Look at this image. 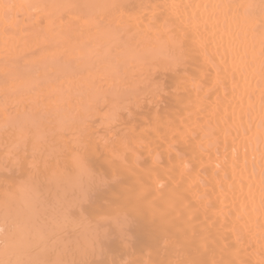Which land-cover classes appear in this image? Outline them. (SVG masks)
<instances>
[{"label":"bare ground","instance_id":"obj_1","mask_svg":"<svg viewBox=\"0 0 264 264\" xmlns=\"http://www.w3.org/2000/svg\"><path fill=\"white\" fill-rule=\"evenodd\" d=\"M107 2H108V0H0V5H3V7H0V69H2L4 67L6 60H13L16 58H18L19 61H20V59H26V60L22 61L23 64L24 63L30 64L28 62L29 59H34L32 61V64H35V63H38V61L44 60L43 61L44 65L47 66V67H41L40 68V69L44 68L45 70H43V69L40 70L38 68L41 72L40 71L36 72L34 70H33L34 72L33 71L31 72L30 70L32 69L33 66H31V69L29 67L30 70L27 72H25V71L22 72L21 70L13 69L14 73L18 72L19 74H17L16 78L12 81L10 91H6L8 94L5 92V94H7L9 97L7 99H4L2 102L0 101V124H2L4 122L7 123L6 127H0V147L6 148V150H5V148L4 149L0 148V160H1V158L3 160L6 158L7 161L9 160V158L11 159L8 161L10 165L8 164V166L6 168L10 169L9 166L13 167V164L11 165L10 162H13V160L15 159V157L13 160L11 158V155L13 157V154L15 153L14 152L15 151V144H17V146H19V147L22 146V145H19V143H21L23 139H24V141L22 143H24L25 141L28 142V136H31V137H29V140H30V138L32 140L34 137V133L38 132V130H36V129H35L36 132H33L34 130L32 127H27V131H25V128H26L25 122L28 121L29 117L31 116V114L28 113L27 110L31 109V108H30V106L27 105L28 102L26 100H23L20 97L21 95H19V94L25 93L24 90L26 88L29 89V84L27 83L29 81L28 78L32 77L34 79H38V82L40 80L38 85L41 84L42 86L38 87L36 89V91H37V93L43 94L44 99H47L48 97H50L51 95H49V94H54L53 91L55 93L57 91V93H58L59 87H63L65 89L64 86H67V88L72 87V88L77 89L78 86L79 87L81 86L80 88L82 89V86H83L81 84H79V85L77 84L78 79H75L71 75H68V74H62L60 71V68H59V70L57 68H56L57 70H55V68L53 69L52 68L53 66L51 67V65L55 66V64H53L52 62H51L52 64L49 63L51 61V60L48 61L50 58L43 55L40 52V49L47 47L53 43H58L61 45L62 51H64L65 49L67 50V54H68L67 58H72V57L82 58L83 56L87 58V57H89V54L86 53L88 56L87 55L85 56L84 55L85 52L83 53L80 49H78L79 52H76L77 51L76 46L79 47V45L82 44L83 47L85 48L86 44H84V43H86L87 41H91L92 44H94V49H95V46H96V49H97V47H100V50L98 49V51H100V52L97 54L101 53L102 56H103V54L106 53V51L109 48H115L116 41H114L110 35L105 34V33H98L94 29H90V26L84 24V17H86V16L97 17V18H101V19L104 16H106L108 14V9L104 8L103 5ZM132 2L140 3L141 0H132ZM142 2L145 4H147V3H170V4L177 5L178 6L177 8L172 9V15L175 16L180 23H183L185 25H188L189 17L191 16L193 21H194L192 28H191L194 39L196 41H200L201 45H202L200 52L199 53L194 52L193 55L187 60V62L180 69V73H181L180 78L182 80H186L188 82L187 85L184 86L181 90V93H180V96L182 98L181 100L178 101L175 98V96L173 95V91H172L175 89V87L177 85L176 75H174L171 72H167V73L162 72L159 74V79L161 81V86L165 89V96H161V97L157 98V100L154 102L149 101L148 104L151 105L150 103H152L154 107L151 106V108H148L145 113L143 110H141V109H143L141 107L138 108V109L141 108L140 110H138V109L136 110V108H137V107H135L136 106V99H135L136 97L134 98L131 96V97L127 98L126 101L129 104L131 101V104H132V105L130 104L131 107L132 106L135 107V108L132 107L135 110V112H132L133 109L131 107H129V109H130L129 111H131V114L134 115V118L132 117V115L131 116L126 115L127 111H124L125 113L122 112L124 114L120 113V117L122 115H124L121 117L122 120H120L121 124L124 127H118L119 129L122 128L121 131L119 129H118V131L121 132V134H123V133H126L128 131L129 127H132L133 129L137 130V135L147 136L149 141L151 142L150 146L148 147L149 148L148 150L151 151L150 149L153 148L152 151L154 150L155 152H158V154H162V155H160V157H162L161 160L163 159L162 160L163 165L169 166L173 169L172 175L175 177V180H174V183H173L170 191L174 192V194L178 195V199L180 201H182V203L180 204V208L176 211L175 217L173 216L174 217V218H172L173 220L168 221V225L171 224V223L169 224V222H173V224H172L173 230L171 229V231H168V228H167L166 229L167 231L164 230V232H161V233L166 234L165 236H171L172 243L173 242L176 243V242L180 241V244L178 243L179 246H178V244L177 245L175 244L177 247H174V245H173L171 247L169 246L170 248H173V247L178 248V247H180V245L182 246L183 243H185V246H184L185 251L182 252L183 254H181V253L177 254L176 253V255L171 258L170 262L168 260L167 261H168V263H171V264L172 263L176 264L177 261H182L183 264H264V51H262V48H261V42H260L258 32H254L253 29L249 26V24L247 23V21L244 18V9L237 10L235 8L229 9V8H215V7H200L201 5H204V6L219 5V4H224V5L232 4V5H234V4H238V3L252 4V5L256 6L252 9V11L255 13L256 19L258 20L259 19V7H258L259 0H142ZM86 4H91V5H95V6L90 7V8H86V7H84V5H86ZM65 5H75V7L66 8V7H64ZM182 5H196V7H190L187 10H185L183 7H179ZM145 11H147V10H145ZM69 13H71V14L69 15ZM64 16H67L68 20L72 21L71 25L67 21L61 19ZM10 17L14 18V22H13L12 26L9 28L10 33L13 35V39L9 40L8 43L6 44L4 42L3 28L5 27L6 20ZM197 17H199L198 20H197ZM76 25H80L81 27L77 28ZM156 46L159 47V44H157ZM87 49L88 48L86 47V50ZM96 49L94 50L93 53H95ZM98 51H96V52H98ZM87 52L89 53L88 50H87ZM93 53H91V55H90L91 58L94 57ZM97 54H95V55L97 56ZM102 56H98V57H100V59H101ZM92 59H96V58L94 57ZM97 60H99V58ZM47 61H48L49 65H48V63H46ZM90 63H91V61H90ZM98 64H99V61H98L97 65ZM34 66H37V64ZM98 66H100V64ZM38 67H40V66H38ZM57 67H59V66H57ZM36 68L37 67H35V70H38ZM21 69H23V68H21ZM34 73L36 76L32 75ZM55 77H56V79H55ZM0 79H2V78H0ZM79 81H81V80H79ZM81 82H79V83H81ZM83 82H82V84H83ZM193 82H195V83H193ZM26 83L28 84V87L26 86L27 85ZM55 87L56 88L58 87V89L56 91H55ZM67 88L65 89V91L66 90L68 91V89H70V88H68V89ZM72 88L70 89L71 93H72V90L75 91V89H72ZM78 90H77V92L81 93V91L79 92ZM65 91H62V92H65ZM27 92H29L28 94L31 93L30 90H27ZM62 92H61V94H57V97H60L59 95L62 96L63 95ZM65 93L67 94V92H65ZM74 93H72V96L77 98V95ZM7 95L6 96L4 95L3 97H7ZM45 96L46 97L48 96V97L46 98ZM78 96H79L78 97L79 100L76 99L78 101V103H79V101H82V103H80L81 105L78 104V106L84 105L83 103H85L84 99L86 98V96H84L85 98H82V97L80 98L79 94H78ZM54 97H56V96H54ZM52 99L53 98H51V100ZM67 99H72V97L67 98ZM129 99H132L133 101L129 100ZM37 100H38V98H37ZM57 100H58V98H57ZM17 101H20V105L15 107V102H17ZM64 101H66V100H64ZM64 101L59 102L58 105L55 104V106L57 105L56 108H58V110L62 109L61 112H65L66 116H67V114L69 116V115L74 113L73 111H75V108L72 109V107H71L72 112L71 111L66 112L65 107L67 109L68 105L66 103H64ZM71 102L73 103L74 101H71ZM132 102H135V105H133L134 103H132ZM52 103H54V102L52 101ZM52 103H50V104H52ZM60 103L61 104L64 103V104H63V107L59 108L58 106H60ZM72 103L70 104V106L72 105ZM4 104H6V107L3 106ZM129 104H127V105H129ZM37 105L38 104H36V108L38 109L37 114H40L41 110L39 111L40 108H38L39 105H38V107H37ZM75 106H76V108L78 107L77 105H75ZM19 109L24 110V113L26 112V113L30 114V116H28V118H27L26 117L27 114L25 113V115H26L25 116L23 113V115L21 114L22 118H19L20 117L19 115L18 116L15 115V114L20 113ZM34 109H35V107L31 111L33 112ZM49 109L51 110L52 107ZM83 109H84L83 107H82V109L78 108V110L81 113H82V111H83V113H86V111ZM45 111L48 112V110H45ZM54 111H55V109H54ZM68 111H69V109H68ZM79 111L76 112V113H78V116L74 115V114H73V116L71 115L73 118L77 119L76 120L77 123L74 122L75 120L71 116H70V118L68 117L69 119L65 120L67 123L66 125H68V127L70 126L69 123L70 124L73 123V126L72 125L71 126L72 127L75 126V128H76V126L78 127L79 124L82 126L83 124H81V123H84L83 126H85L86 122L87 123L92 122V124L90 123V125H91L90 127L92 128L93 124L95 122H97L98 119L101 117L99 120L102 119L101 121L103 124V129L101 130V128H99V126L95 125V127L96 128L98 127L101 130V132H99V134H98L96 131H94L95 133H97V135L95 136V133L92 134L91 142L89 139L90 137L88 138L87 135H83V136L81 135L82 139L85 136V139L87 140V142H84L85 139L81 140L80 139L81 136H79L80 138L76 137L82 141L83 146H80L81 141H78L79 145H77V141L75 140V142H76V143L74 142L75 146H74V144H71L74 146L73 148H75L77 146L76 148H78V149L77 150L74 149L75 151L73 150V148H71L72 146L69 147L71 140L69 141L68 139L64 138L65 141H63L62 139H61L62 140L61 141L60 138L58 137L59 139L56 140L57 143L59 140L61 141V143L62 142H68L69 148L67 149V151L69 149H71L70 151H68L69 153L65 152L66 150H64L67 148V146H66V148H64L62 150V152L64 151L65 153L69 154V157H67V156H65L66 154L63 152L62 154H65L63 156V159H64V157L71 158L72 160L68 159L69 160L68 165L72 164L73 166H71L70 169L71 170L73 169L75 171L77 168L74 165L78 164V162H80V164L82 165L83 164L82 161H84V160L86 161L88 158V162L92 163L94 160L92 156H94V158H95L96 155H98L99 156L98 158L100 160H102L100 158L99 154L104 153V155L106 154V157L104 155H101V157L103 159H105V162H107V163H102L104 161H102L100 163L105 164L104 166H107L106 168L108 169L109 174H110V172H109L110 169H111L110 170L111 174H113L112 169L116 165L115 164L116 160L113 158V155L111 154V152L107 149H104L105 147H100V149H103V150H101L100 153H96V154L94 153L95 149L92 150L93 148H96V151H97L99 147H97L96 144H98V142H100L98 145L103 146L104 144L102 145L101 141H105L106 138L114 137L116 134L115 132L110 131L109 127L105 123V121L108 118L107 113L105 114L103 111L102 112L103 114H99V112L97 111V115H100V117L97 116L98 119L95 118L96 119V120L94 119L95 121L92 120L93 117H91L92 114H93L92 116H94L95 112L92 113L91 115L86 113V114H84L83 118H85L86 115L88 114L85 119H87L89 116L91 118H88V119H90L91 121L82 122L83 118H81L82 120L81 119L78 120L79 116L82 117L81 114L79 113ZM138 111L142 112V113H138ZM51 113H52V110H51ZM57 113H59V112H56V114ZM136 113H137V116H136ZM157 113H159V115L161 117V125L162 126L170 123L176 129V133L173 134L169 128L164 127V134L167 136V139L164 138V135H161L159 133H156L155 135L151 134V133H155V127L153 126V124H154V121L156 119ZM37 114H34V115L36 116ZM48 114H50V112H48ZM48 114L46 117L47 119L50 118ZM56 114H55V116H56ZM59 114H57V115H59ZM63 115H64V113H63ZM44 116H45V114H44ZM55 116H52L49 119L52 121V122L49 121L50 123H52V125H53V120H54V122H56L60 118L63 120L66 118L65 115H64L65 117L61 115V117L57 116L58 118L56 117L57 118L56 119ZM23 117H26V119ZM36 118H40V117H36ZM42 119H43V117H42ZM46 121H48V120H46ZM69 121H72V123ZM79 121H81V122H79ZM101 121H98V122L101 123ZM37 122H38V120H37ZM39 122H40V120H39ZM39 122H38V127L40 128L41 125L39 124ZM41 122L43 124H46L43 121H41ZM78 122H79V124H78ZM98 122L96 123L97 125H99ZM75 123L77 125H75ZM56 124H58V122H56L54 124V126ZM102 124H101V126H102ZM59 126H56V127H58V129L62 128V131L68 129L65 125L64 126L66 128H64V126L63 127H61V126L59 127ZM48 127H50V126H48ZM22 128H23V130H22ZM63 128H64V130H63ZM84 128H86V127H83L82 130ZM91 128L89 129L91 131H88L87 129H85V131H88V133H92L95 128H93V130ZM47 129L44 128L45 131L43 129H41V132L43 131L42 133L35 134V135L41 136L40 137L41 139L38 140V144H39V142L41 143V141L44 142L42 135H43V133L44 134L49 133V131H47V133H45ZM70 129L72 130L73 128H70ZM70 129H68V130H70ZM78 129H80V128H78ZM99 129H95V130L98 131ZM181 129H183V132L180 131ZM31 130H33V131H31ZM75 130H77V128ZM53 131H51V132L53 133ZM55 131H54V134H55ZM81 131L79 130V133ZM72 132H73V130L70 131L69 135ZM76 132L78 133V130L75 131V135H76ZM56 133H57V136L58 135L60 136V134H58V131ZM63 133H68V132L64 131ZM63 133L61 135H63ZM196 133L200 134V140L195 141V143H193L192 140L189 139V136L194 138ZM65 135H68V134H65ZM72 135H74V134H72ZM53 136L55 137L56 135H53ZM70 136H68V137H70ZM26 137H27V140H25ZM52 139H50V142ZM69 139L74 140V137L73 138L71 137ZM19 140H21V142L18 143ZM31 140L28 142V144L31 142ZM33 140H32V142H33ZM48 140L46 139L45 143ZM60 141L58 143V147L61 146ZM45 143H41V145L44 144L41 147L42 148L45 147L47 149L48 155H50V156L55 155L54 157L56 158L57 154H55V152H54L55 150H52L54 155H53V153L50 154L51 148L53 147L54 144L52 143V145H51V143H50V145L52 146L51 147L48 142H47L48 144L46 143L47 145H45ZM57 143H55V144H57ZM86 143H88V144H86ZM25 144H23L24 147H22V149L24 150V148H25L24 152L26 151V153L28 150H29L28 152L30 154L35 153V150H37V151L39 149L41 150V147L37 148L39 146V145H37V142H35L36 145L34 144L35 145V150H33L34 152L32 151L33 148H31V147L30 148L28 147L29 149H27L26 146L28 144L26 146H25ZM62 144H64V143H62ZM85 144L86 145L92 144V145H91V147H87L88 148L87 149L86 147L84 148ZM138 144L140 146H138ZM141 144H143V143H137V146L135 145V147H137V148H135V151H133V154L136 152L134 156H136V154L139 152L143 153L141 155V157L147 155V157H150L147 159L148 161H149V159L151 160V158L153 159V157H155V158L157 157L156 154L153 155L154 151L151 152V154H149L148 150L146 148H144L145 146H143L144 149L141 148L142 147ZM46 146H48V148ZM80 148H81L82 154H83L82 149H85V151H84L85 153L82 155L83 157L82 156L78 157L79 160H82V161L78 160L76 162L75 156H76V153L79 155V153H80L79 149ZM138 148H141V149L138 150ZM155 148H157V149L155 150ZM16 149H18V147H16ZM44 149H42L43 153L42 152H38V153L36 152V154H38V155L43 154V156L41 155L40 157H44V154L46 153V151H44ZM61 149H62L61 147L58 148V150H61ZM90 149H91V151H93V153L95 155L94 154L92 155V152L90 151L91 156L86 157L85 154H86L87 150H90ZM4 150L8 151L9 154L10 153H12V154L10 156L6 155L7 152L4 154V152H5ZM18 150H21V149L19 148ZM18 150H16V151H18ZM58 150L56 151V153L58 152ZM104 150H105V152H102ZM71 151L74 152L75 154L74 153L71 154ZM76 151H78L79 153ZM106 151H107V153H106ZM144 151H145V154H144ZM159 151H160V153H159ZM165 151L168 152L169 154H167ZM19 152L20 151H18L17 153H19ZM24 152H22V153H24ZM59 152H58V154L61 155V153H59ZM17 153H15V154L17 155ZM108 153L111 154V156H112L111 158H112V160L114 159L113 161L115 163H113V161L111 159H108V157H109ZM146 153H148V154H146ZM165 153L168 155V158H166L164 160L165 157H163V156H165L164 155ZM36 154H34V155H36ZM46 154H45V156L48 157ZM177 154L187 155V156L192 157L193 158L192 166H190L189 168L180 167L179 162L176 159ZM4 155H6L7 157ZM72 155L75 158H73ZM138 155H140V154H138ZM17 156L19 157V154ZM26 156H28V155H26ZM84 156L86 159H81V157L84 158ZM30 157L33 158L31 155H30ZM40 157H39V159H40ZM90 157H92L91 159H93V160H91ZM55 158L51 162H48V164H46V162H45V164L48 167H50L49 165L51 163H54V161L57 162L55 160ZM144 158L145 157H143V159ZM19 159L23 160L26 158H25V156L22 155ZM19 159L18 158L15 159V160H18V162L16 161V163H18L17 165H21V164H19V162L21 163L22 160L19 161ZM26 160L28 161V159H26ZM65 160L64 161L62 160V163L66 162V164H67V159H65ZM108 160L111 161V163L108 162ZM134 160H133V162L131 160L132 164H130L128 167L130 168V170L137 167L136 169H138V170L137 171L132 170L134 173H131V172H129V170H127L128 167L126 168V170L129 172V174L127 176L131 177L130 180L127 179V180H129L128 184H130L133 187L136 185V182L138 179L137 173L145 172V171H143V170L147 169V168L145 169V167L150 166V164L149 165L146 164V166H145L144 165L145 162L143 161L140 163L137 162L136 164H138V165L135 167H132V165L133 166L135 165ZM2 161L0 163H2ZM152 161H150V163ZM155 161H157V160H154V162H152L153 164L152 163L151 164L156 165ZM8 162L5 161L4 164H7ZM22 162H24V160ZM60 162H61V160H60ZM74 162H75V164H74ZM86 162L82 166H85ZM97 162H99V161L97 160ZM16 163H15V166H16ZM25 163H22V165H24ZM58 163L59 162H57L56 165L60 166ZM141 163H143V165L145 166V167L144 166L142 167L143 170L142 169L139 170V167L142 166ZM43 164L39 163L40 169L37 168V166H35L36 169L38 170L37 171L38 174L39 173H41L40 175L43 174L42 175L43 178L40 176V179L41 178L42 179H44V178L45 179H50V178L52 179L53 177H51V176H50V178H47V177H49L48 175L50 174V173L48 174L47 172L46 173L48 175L46 177V175H45L46 173H44L45 169L43 171H40L42 169L41 165H42V167L44 166ZM112 164H113V166H112ZM139 164H140V166H139ZM26 165H28V163ZM26 165H25V168L23 169V171H25V169L27 167ZM31 165L34 166L35 162H33V164H31ZM31 165H29V166L31 167ZM46 165L43 168H45ZM108 165H110V166H108ZM53 166H54V164H53ZM80 166H78L79 171L81 170ZM90 166H89V171L91 173V169H92L93 165H92L91 169H90ZM101 166H103V165H101ZM118 166H117V169L119 171H124L125 168H121V170H120V168H119L120 166L119 167ZM51 167H52V164H51ZM111 167H113V168H111ZM18 168L15 167L14 171H17L16 169H18ZM31 169H28L29 172ZM56 169H60V167L56 168ZM62 169H63V171H62ZM70 169L68 171L66 170V172H65L64 167L61 168L60 169L61 175H63V173H66V175H68L69 174L68 172H70L69 176H71V173H73V172H71ZM82 169H83V167H82ZM0 170H1V168H0ZM53 170L55 172V168ZM98 170H99V168H98ZM98 170H96V171H98ZM6 171H7V169L4 170L5 174L7 172H9L10 170L7 172ZM19 171H21V174H22L21 168ZM33 171L35 172V170H33ZM46 171H49V168ZM86 171H88V169ZM86 171L83 170L85 175H86V173H85ZM96 171H93V172H96ZM138 171H140V172H138ZM29 172H28V177L31 174L33 175V173H34L33 172V173L29 174ZM77 172H78V169H77ZM77 172L75 171V173H77ZM93 172H92V174H93ZM99 172L101 173V170L98 171L97 176L101 175V174H99ZM2 173H3V171H2ZM2 173L0 172V174H2ZM15 173H17V172H15ZM108 173L106 172V175H107L106 177L109 176L108 179H111L113 176L108 175ZM114 173H117V172L114 171ZM36 174L37 173L34 174L35 176L33 175L34 178L37 177ZM54 174L58 175L59 177L61 176V175H59L60 172L58 173V171H56ZM92 174H90L89 176L93 178ZM95 174L96 173H94V175ZM122 174H120V176H122ZM17 175H18V173H17ZM44 175H45V177H44ZM102 175L105 176L104 173ZM6 176H13V175H10V173H9ZM6 176H5V178H6ZM69 176L64 177V175H63V176H61V178L64 177L65 181H66V180H68ZM72 176H73V174H72ZM82 176H83V174L81 173L77 177L82 179ZM97 176L95 178H97ZM123 176H124V174H123ZM28 177L26 179L24 178V180L28 181V179H29ZM33 177L30 176V179L31 178L33 179ZM86 177H88V175ZM124 177H126V176H124ZM19 178H18V180H19ZM64 178H63V180H64ZM98 178H97V180H98ZM13 179L16 180L15 178H13ZM122 179H124V178H122ZM145 179H147V177H145ZM1 180H3V179H1ZM75 180H77V179H75ZM83 180H84V178H83ZM86 180L87 181L90 180L87 182L88 187L92 186L93 182L91 180H93V179L87 178ZM127 180L122 181V182H124L123 184L126 186H127V184H125V182L127 183ZM50 181L51 180H48L47 182H50ZM68 181H66V182H68ZM79 181H81V180H79ZM10 182H11V180L8 181V183H10ZM53 182H51V183H53ZM55 182H57V180ZM89 182H92V184ZM99 182L97 183V185L102 183V182H100V183ZM115 182H117V181H115ZM115 182H114V185L115 184H117V185L119 184L120 186L123 185V184H120V183H122L120 181H119V183H115ZM12 183H13V181H12ZM34 183H35V181H34ZM61 183H62V181H61ZM81 183H83V181ZM95 183H96V181H95ZM132 183H135V184H132ZM3 184H4V182L2 183V185ZM20 184H19V186H17L18 184H16V186H14L15 185V181H14V185L12 186V188L9 187L10 188L9 190L12 191V189H13L15 193H16V190H18L17 194L20 195V198H19L20 201L18 198H16L17 200L14 198L15 197L14 192H13L14 195L10 191H9V193L7 192V190L5 188H6V186H9L8 184H6V186L4 185V187L1 186L2 192L5 190H6V192H3L2 198H1L2 192H0V200L5 199L4 201H2V200L0 201V207H1L0 208V235H2L0 237V243L2 241L3 245H4L2 247V250L0 249V264H26V263L28 264L29 262H30L29 264H31V262L35 264V262L39 261V259H38V256L35 259L36 255H34V253L36 252V254H37V252H39V254H40V252H41L40 251L41 249L39 250V248L41 247L40 244L44 245V247L42 246L41 248L44 249L45 252L49 254L50 259H51L50 251H51V253L53 252L52 249H54V247H52V245L55 246L54 240L56 239L54 235H57V230L55 228L59 227L58 225L62 226V228L67 226V224L65 225V223H63V225H65V226L62 225L61 220H63V219H61V220L59 219L61 221V223H60L59 220H56V219H49L48 217L42 218L44 215L46 216V214H44V215L41 214L42 216L40 215L41 217H39V218H41L43 220L41 221L38 218L37 219L38 221H37L35 219L36 216H34V215L35 214L39 215V214L35 213L36 210L33 211L34 209L30 208V206H32V201H31V205L29 203L31 200L29 197L32 196L31 195L32 192H30L28 194L26 191V188H25V190H23L24 187H23V189L20 190V188H19V187H21ZM36 184H37V181H36ZM36 184H32V186H31L32 188H30V191L33 189V185H36ZM44 184H46V181L44 182ZM55 184H53V185L55 186ZM10 185H12V184H10ZM28 185L29 184L27 183V186L26 185L25 186L27 188H29ZM37 185H39V184H37ZM37 185L34 186V189H35V187L37 189ZM117 185L115 186L116 187L115 190L120 187V186L118 187ZM124 185L122 187H124ZM70 186H72V185H70ZM95 186H96V184H95ZM112 186H113V184H112ZM122 187H121V190H124V189H122ZM73 188L78 189L79 186L73 187ZM96 188H97V186H96ZM125 188H126V191H127V189H129V187H125ZM40 189H38L37 191H39ZM92 189H93V187L91 188V190ZM130 189H131V187H130ZM41 190L44 191L45 189L42 188ZM48 190H50V189H48ZM58 190H59V188H58ZM110 190L108 189V191H110ZM61 191H63V193H64V190H61ZM79 191H81V190H79ZM103 191H104L103 193L106 192L105 190H103ZM120 191L118 190V192L117 191H115V192L121 193L122 191L121 192ZM124 191H123V193H125ZM7 193L10 195H8ZM33 193H35V192H33ZM65 193H66V191H65ZM103 193H99V194L103 195V197H104L105 195ZM123 193L119 194V195H121L120 196L121 199H122V197H124V199H125L126 198L125 196L128 195L127 193H125V194H123ZM51 194H52V192H51ZM51 194H49V197ZM11 195L14 196L13 197L14 201L12 200L13 202L11 201L12 198H10ZM35 195H33L32 198H34ZM45 195H46V191H45ZM52 195H54V194H52ZM68 195L71 196L72 194H69V193L66 194V196H68ZM74 195H76V194H73V196ZM69 196L66 197L65 200L66 199L69 200V198L71 200L73 196H71V197H69ZM78 196L80 197L79 193H78ZM93 196H95V195H93ZM99 196H97V200L99 199ZM114 196H115V194H114ZM79 197L76 198V200L79 199ZM82 197H83V195H82ZM82 197H80V198H82ZM7 198H9V199H7ZM55 198L57 199V197H55ZM56 199H55V201H56ZM83 199L84 198H82V200ZM121 199L118 202L121 203L120 205H122V204L124 205L125 203L120 202V201H122ZM82 200H79V201L77 200V201L79 203V202H82ZM58 201H59V199H58ZM64 202L65 201H63V203ZM115 202H117V201H115ZM124 202H126V201H124ZM71 203H72V201H71ZM82 203L86 204L84 202H82ZM106 203L108 204V202H106ZM58 204H60V203H58ZM74 204H75V202H74ZM74 204L72 203L71 206H73ZM118 205H116V207ZM15 206H17V207H15ZM69 206L67 205V210H68ZM62 207H64V206L62 205ZM119 207H121V206H119ZM112 208H115V206H113ZM31 209H32V212H31ZM117 210H120V209H117ZM113 211H115V210H113ZM81 212H82V210H81ZM40 213H42V212H40ZM82 217L86 218L85 215H83ZM101 217L102 216H100V218ZM146 217H147V221L150 218L151 219L149 220V222L152 221L151 215H148ZM171 217L172 216H170V218ZM104 218L105 217H102L98 221H101ZM114 218L116 219V217H114V215H113V219ZM170 218H169V220H171ZM88 221L90 222V220H88ZM88 221H86V223H84V222H78L77 223L76 222L77 225H75V228H77L76 226H78L79 223H82L84 227L89 226ZM96 221L94 220V222H96ZM104 222H106V221H104ZM114 222L116 224L115 220H114ZM76 223H74V224H76ZM107 223H108V221H107ZM151 223H153V222H151ZM68 224L69 225L72 224L71 227H73V223H71V224L68 223ZM142 224H144V226H145V223L142 222ZM112 225H114V224H112ZM168 225H167V227H168ZM41 226L44 228V230ZM80 226H82V225H80ZM80 226H79V228H80ZM83 226H82V228H83ZM135 226L136 225H134V227H133V228H135V230L132 228V231L134 230L136 233H138V232L142 233L143 229L138 228V231L136 230V227L141 226L140 223H139V225L137 224L136 227ZM144 226H143V228H144ZM145 227H147V226H145ZM37 228L42 229L44 231L43 232L44 235L42 232L39 233L38 232L39 230ZM79 228H77V229H79ZM86 228H87L86 230L88 231L89 230L88 227H86ZM115 228L116 227H114V229ZM170 228H169V230H170ZM77 229H75V230H77ZM90 229L92 230L91 226H90ZM120 229L121 228L119 227V231H120ZM54 230H55V234H54V232H52ZM86 230H83V231L86 232ZM91 230L88 231L89 234H88V232H86V233L82 232V233H84V235H87L88 239L90 236V240H95L96 238L95 239L91 238V235L95 233L94 229L92 231ZM148 230H150V229L148 228ZM90 231L92 234L90 233ZM95 231L97 233L96 229H95ZM60 232H62V230ZM117 232H118V230H117ZM77 233H79V231ZM82 233H80V235ZM139 233H138V235L136 234L138 237H139ZM143 234H144V231H143ZM52 235L55 238L53 240H52V238H53ZM50 236H52V238ZM59 236L61 239V235H59ZM151 236H152V234H150V237ZM153 236H154V233H153ZM155 236H156V234H155ZM165 236H163V237L157 236L159 238V239L157 238V242H156L157 248L154 247V243H152L153 241L151 242V240L154 237L150 239V242H151V244H153V248H155L156 252H158L157 249L164 247L163 240H164ZM143 237H145V234ZM177 237L181 238V240L177 241ZM39 238H44V240L47 239L46 242L51 240L50 241L51 243L50 242L44 243L43 239L41 241V239H39ZM48 238H50V239H48ZM82 238H83V236H82ZM84 238H85V240H87L86 236H84ZM140 238H141V235H140L139 239ZM80 239H81V237H80ZM66 240H62V241L65 242ZM79 240H78V243L79 242L81 243L82 241L84 242V240H82V239L80 241ZM122 240H123V238H122ZM145 240L146 239L144 238V241ZM115 241H117V240H115ZM155 241L156 240H154V242ZM182 241H183V243H182ZM63 242H62V244H63ZM69 242L71 243L72 241H68V243ZM73 242H75V243L77 242L76 238ZM89 242L91 245L92 241H88V243ZM97 242H98V240H97ZM142 242H143V240H142ZM35 243H38L39 247L36 245L38 250L35 249L32 252L33 253V255H32L30 250L32 249V247H34ZM79 244H78V246H79ZM95 244H97V243H95ZM101 244H102V242H101ZM123 244L125 246V242H123ZM65 245H64V247H65ZM86 245L87 244L85 242V246ZM139 245L141 247L140 251H141V253H143L142 250H145V246L143 245V247H144V249H143L141 244H139ZM1 246H2V244H1ZM49 246H51V248H49ZM76 246L77 245H74L73 250H75V249L78 250V248H75ZM113 246H116L115 243ZM134 246H136V243H135V245L133 244V247ZM70 247L72 248V246H70ZM82 247L85 248L84 246H82ZM82 247H80L81 250H82ZM110 247H111V245H110ZM45 248L48 250H46ZM66 248L69 249V244H68V247H66ZM86 248H88V247L86 246ZM68 249H66V250H68ZM92 249H94V248H92ZM97 249H99L98 246H97ZM126 249H128V248H126ZM136 249H137V247H136ZM163 249L165 250L166 248L164 247ZM181 249L182 250L184 249L183 246ZM104 250L105 249L103 248L102 251H104ZM130 250H132L131 247H130ZM134 250H135V248H134ZM137 250H135V251H137ZM95 251H97V254H96L97 258H100V259H97V261H99V260L102 261L101 258L103 255H101V257H100L98 254L99 250L95 249ZM71 253H72V251H71ZM99 253H101V252H99ZM112 253H113V251H112ZM125 253H127V252H125ZM136 253H138V252H136ZM145 253L147 254V252H145ZM42 254H44L45 258H47V260H48V257L45 255V253L44 252L41 253V257H42ZM60 254H65V253L62 252ZM90 254H91V252L87 255L84 254V256H85L84 259L89 258V256H91L90 258L92 260L93 255H90ZM92 254H94V252H92ZM139 254H140V252H139ZM148 254H150V253H148ZM55 255H56V253H55ZM115 255H118V254H115ZM169 255H171V254H169ZM66 256H68V254ZM94 256H95V254H94ZM111 256H112V254H111ZM159 256H161V255H159ZM165 256H166L165 259H168L169 256L168 255H165ZM29 257L31 259L33 257V259L31 260V259H29ZM143 257H145V255ZM73 258H71V259L73 260ZM94 258L96 259V256ZM147 258H148V255H147ZM43 259H44V257L42 258V261L44 262V260H46V259H44V260ZM77 259L75 260V258H74L75 262L72 261L73 264H77L78 260L79 259L81 260V255L79 256V259L78 260ZM84 259H83V255H82V261ZM117 259H119V257ZM132 259L133 258H131V262H132ZM150 259H152V256ZM155 259H157V261H160V260H163L164 258L161 259L160 257L159 258L156 257ZM63 260H62V262H63ZM80 260H79V262H80ZM144 260H146V259L143 258L142 262ZM42 261L40 262L41 264H43ZM59 261L61 262V258H59ZM67 261H68V258H67ZM133 261H137V260H133ZM152 261L150 260V264H152L154 262H155V264H159V263H156V260H154V262H152ZM72 262H70V263H72ZM117 262H118V260H117ZM128 262H129V259H128ZM138 262L139 261H137V263ZM44 263H46V262H44ZM84 263L85 262L83 261L82 264H84ZM101 263L102 262H100V264ZM118 263H120V261ZM54 264H56V263H54ZM134 264H136V262ZM160 264H163V262H161ZM164 264H167V263L165 262Z\"/></svg>","mask_w":264,"mask_h":264},{"label":"snow or ice","instance_id":"obj_2","mask_svg":"<svg viewBox=\"0 0 264 264\" xmlns=\"http://www.w3.org/2000/svg\"><path fill=\"white\" fill-rule=\"evenodd\" d=\"M94 6L84 5L86 8ZM64 7L72 8L75 5H65ZM103 7L108 9V14L102 19L91 16L84 17V24L90 26V29L108 34L116 41L115 48H109L99 61L101 67H97L95 63L86 62L83 58H67V50L62 51L61 45L58 43L41 48L40 52L49 57L53 64L58 65L62 74H68L84 81L81 96L87 98L83 107L89 115L95 109L107 110L108 118L105 123L110 131L116 134L114 137L106 138L104 146L111 152L118 165L126 169L131 164L130 154L135 151V145L143 143L147 148L151 142L147 136L137 135V130L132 127H129L128 131L123 134L113 127L118 124L120 113L129 111V106L124 101L135 95L136 106L139 108L148 104L149 101L154 102L157 98L164 96L165 89L161 86L159 79V74L162 72H171L176 75L177 85L172 91L175 98L178 101L181 100V90L188 82L180 78V69L194 52H200L202 45L200 41L194 39L191 31L194 23L192 17H189L188 25H185L172 15V9L178 7L175 4H145L142 0L140 3L132 2V0H108ZM179 7L187 10L190 7H196V5ZM200 7L244 9V18L253 31L258 32L261 48L264 51V0H259L258 20L252 11L256 6L252 4L201 5ZM61 19L72 24L67 16ZM198 19L199 17H197ZM13 22V17L8 18L3 28L6 44L13 39V35L9 31ZM76 27L80 28L81 26L76 25ZM157 44L159 47L156 46ZM86 47L89 53L94 52L91 41L86 42ZM21 68L25 72L29 71L26 66L20 64L18 58L5 61L4 67L0 69V78H2L0 79V96H4L6 91H10L12 81L19 74L18 72L14 73L13 69ZM28 80L29 90L34 91L39 86L38 81L32 77H29ZM60 91L63 90L60 89ZM3 106L6 107V104ZM129 115L131 116V112ZM58 124L63 127L66 121L59 119ZM25 125L32 128L38 127L36 116L30 117ZM6 126V122L0 124V127ZM153 126L155 133L151 134L159 133L164 135L165 139L167 136L164 134V127L169 128L173 134L176 133L172 124L161 125L159 113H157ZM180 131L183 132V129ZM189 139L195 143L200 140V134L196 133L194 138L189 136ZM84 147H91V145H84ZM176 159L180 167L189 168L192 166L193 158L190 156L177 154ZM156 160L155 166L145 172L137 173L136 185L130 189L128 198L118 214L117 219L121 226L123 241L126 244L132 245L137 240L132 226L138 218L151 215L157 232H164L167 229L169 217L175 216L182 203L178 199V195L169 191L175 180L172 175L173 169L163 165L159 156L156 157ZM120 178L118 171L112 177L111 182L118 181ZM101 182L107 183L108 181L101 178ZM171 243V236H165L164 247H169ZM176 264H183V262L177 261Z\"/></svg>","mask_w":264,"mask_h":264},{"label":"rangeland","instance_id":"obj_3","mask_svg":"<svg viewBox=\"0 0 264 264\" xmlns=\"http://www.w3.org/2000/svg\"><path fill=\"white\" fill-rule=\"evenodd\" d=\"M84 44H86V43H84ZM92 45L94 46V44H92ZM85 46H86V45H85ZM78 49H80L83 53L85 52V53H84L85 56H86L87 54H89V57H87V58L84 57V56H83L84 58L82 57L86 62H90V61H91V63L93 62V63L97 64L98 61H100V60L103 58V56H104V54H103V56H102L101 53H100V54H97V53L100 52V51H98V49L100 50V47H97V49H96V46H95V49H96V51H98V52L95 51V53H93L94 55L92 54L96 59H92V58H94V57H92V58L90 57L91 53H88V52H87L88 49L86 50V47L84 48L82 44L79 45V47L76 46V50H77L76 52H79ZM84 49H85V50H84ZM95 49H94V50H95ZM101 49H102V48H101ZM88 51H89V50H88ZM86 53H87V54H86ZM95 54H97V56H96ZM87 56H88V55H87ZM98 56H102L101 59H100V57H98ZM97 57L99 58V60H97V59H98ZM77 58H78V57H77ZM23 60H26V59H20L21 62H20V61H19V62H20L21 65L26 66L27 69H29V67H30V69H31V66H33L31 70L29 69L31 72H32L33 70L36 71V72H39V71L42 70V69L45 70L44 68L40 69L41 67H47L46 65H44V62H43L44 60H43V61L41 60V61H38V63L32 64V61H33L34 59H29L28 62H29L31 65H30V64H25V63L23 64V63H22ZM45 60H46V59H45ZM30 61H31V62H30ZM48 61H50V59H49ZM48 61H47L46 63H48ZM42 62H43V63H42ZM49 63H51V61H50ZM49 63H48V65H49ZM36 64H37V66H34V65H36ZM51 64H52V63H51ZM51 64H50V65H51ZM28 65H29V66H28ZM98 65H99V64H98ZM98 65H97V67H101V66H98ZM38 66H40V67H38ZM52 66H53V67H52ZM57 66H58V65H57ZM57 66H56V65H55V66H54V65H51V67H52L53 69L55 68V70H57V69L59 70V67H57ZM35 67H37L36 69L39 68L40 70H39V69H38V70H35ZM56 68H57V69H56ZM19 70H21L22 72L24 71L23 69H19ZM34 71H33V72H34ZM101 71H102V70H101ZM40 72H41V71H40ZM101 73H102V72H101ZM29 74H30V73H29ZM32 75L36 76L35 73L32 74ZM34 76H33V77H34ZM55 79H56V77H55ZM55 79H54V80H55ZM75 79H78V83H77L78 85H79V84L84 85V82H83L82 80H81V81L83 82V84H82L81 81H79V80H80L79 78H75ZM36 80L38 81V79H36ZM52 81H53V80H52ZM39 82H40V80H39ZM39 82H38V83H39ZM53 82H54V81H53ZM79 82H81V83H79ZM27 83L29 84V81H28ZM27 83H26V84H27ZM28 84L26 85L27 87H28ZM40 86H42V85L40 84L38 87H40ZM38 87H37V88H38ZM64 87H65V89L67 88V86H64ZM75 87H76V86H75ZM80 87H81V86H80ZM80 87H79V86H78V88L76 87L77 89L71 87L72 89H75V91L72 90V93L75 92L74 94L77 95V98L72 96V93L70 92V91H71V90H70V89H71L70 87H68V88H70V89L67 88L69 92H68L67 90L65 91V89H64L63 87H59V89L62 88L63 91L67 92V94H66L65 92H62L63 95H62V96L59 95L60 97H57V94H61V91L58 89V87H57V88L55 87V91L58 89V93H57V91H56V93L53 91L54 94H49V95H51L50 97L47 96L49 99H48L46 96H45V97H46L47 99H44L43 94L37 93V91H36L37 88H36L34 91H30V92H31L30 94H28L29 92H27V90H29L28 88H26L27 90H26V89H25V90L23 89V90L25 91V93L19 94V95H21L20 97H21L23 100H26V101L28 102L27 105L30 106L31 109H28L29 111L27 110V112L30 113L31 116H30V114H28V113L25 112V113L27 114V116H26L25 113H24V110H21V109H19L20 113L17 112L18 114H15V113H14V114H15L16 116L19 115V116H20L19 118H22L23 113H24V115H25L27 118H28V116L32 117L34 114H37V111H38V109L36 108V104L39 105V107H38V105H37V107L40 108L39 111L41 110V113H40V114H37L36 117H40V118H37L38 122H39V120H40V122H39V124L41 125L40 128L42 127L41 129H43V130H44V128H46V129L48 128V129L46 130L45 133H47V131H49V133H47V134H44V133H43L42 136H43V140H44V142L41 141V143H45V140H46V139H47V140L49 139L48 141H46V143H47V142L49 143V142H50V139L53 138L54 140H53V139H52V140H53L54 142L51 140L50 143H51V145H52V143L54 144V145H53L54 148H53V147L50 145V143H49V145L52 147V148H51V152H50V154L53 153L52 150H55L54 152H55V154H57V157H56L57 159L54 157V156H55L54 153H53L54 156L51 155V156L53 157V158H52L50 155H48L47 149L44 147V148L46 149V150H45L44 148L41 147V146L44 145V144L41 145L40 142H39V144H38V140L41 139V138H40L41 136H39V135H35V134L42 133L43 131L41 132V129H40L39 127H36V128H33L34 131L31 130V131H33V132H36V130H38L37 133H34V137H35L36 139L33 137L34 140H33V139H32V140H33V142H34V141L37 142V145H39L37 148H40V147H41V150H40V149H39L38 151L35 150V145H36V144H35V142H34V143L32 142L31 138H30L31 142L28 144V142L30 141V140H29V137H31V136H28V142L25 141L24 143H22V142L24 141V139H23V140L21 139L22 142H21V140L18 141V143L21 142V143H19V145H22V146L19 147V146H17V144H15V151H14V152L17 153L18 151H20L19 153H17V155L19 154V157H18L14 152H13V153H14L16 156L13 154V157H12V155H11L12 153L9 154L8 151H5V150H6L5 147H4V148H5V150H4L5 152L3 151L4 154L7 152L8 154L6 153V155H9V156L11 155L12 160L14 159V157H15V159H16V158L19 159V158L23 155V156H25L26 159H28L29 162H28L26 159H23L24 162H22V161H23L22 159H21L22 161L19 159V161H21V163L19 162V164H21V165H17L18 163H16V161L18 162V160H15V159H14L13 162H10L11 165L13 164V167H12V166H9V167H10V169H9V168H6V167H7L8 164H9L8 161L11 160V159L8 157V158H9L8 161H7L6 158H5L6 160H5V159L3 160L2 158H1V160H0V162H1L2 160L4 161V162L2 161V163H0V166H1V167H0V168H1L0 172L2 173V171H3V173L0 174V190H1V186L4 187V185L6 186V184H8L9 186H6L5 189H6L7 192L9 193V191H10V190H9V189H10L9 187L12 188V186L14 185V181H15V185H14V186H16V184H18L17 186H19V184L21 183V184H20L21 187H19L20 190L23 189V187H24L23 190H25V188H26V191H27L28 194H29L30 192H32V194H31L32 196L29 197V198L31 199L29 203H30V205H31V201H32V206H30V208H33V209H34L33 211L36 210L35 213H38V214H39V215H36V214L34 215V216L37 217V218L35 217L36 220H37L39 217H41L42 215L46 214V216L44 215L45 217L43 216L42 218H47V217H48L49 219H56V220H59V219L61 220V219H63V220H61V221H62V225H63V223H65V225L67 224V226L63 225V226H65L64 228H62V226H60V225H58L59 227H56V228H55V229L57 230V235H58V236H57V235H54L56 239L54 238L53 235H52L53 238H52V236H50V237L52 238V240L55 239V240H54V242H55V243H54L55 246L52 245V247H54V249H52L53 252L51 253V251H50L51 259H50L49 254L46 253L45 250L41 248L42 246L44 247V245L40 244V246H41V247L39 248V250L41 249V250H40V251H41L40 254H39V252H37V254H36V252L34 253V255H36L35 259L37 258V256H38V259H39V261L35 262V264H36V263H37V264H41L40 262L42 261V258H43V257H44V259H46V260L43 259L44 262H46V263H44V262L42 261L43 264H54V263H56V264H69V263L72 262V261L75 262V260H76L77 258L79 259V256H80V255H81V260H80V259H79V260H80L81 263H80L79 260L77 259V260H78V262L76 261L77 264H82L83 261L85 262L84 264H94V263H95V264H100V262H102L101 264H115V263L117 262V260H118V262L120 261V263L117 262L116 264H130V263H131V264H132V263L134 264L135 262H136V264H143V263H144V264H150V260H151V261L153 260L152 262H154V260H156V263H159V264H160L161 262H163V264H164L165 262H166L167 264H171V263H168V261L170 262V261H171V258H172L173 256H175L176 253H177V254H180V253L183 254L182 252L185 251V247H184V246H185V243H183V241H182V243H183L182 246H183V248H184L183 250L181 249V248H182L181 245H180L181 248H180V247H178V248H174V247H177L176 245H177L178 243L180 244V241H179V242H176V243H174V242L171 243L170 247L174 245L173 248H170V247L166 248V247H165L166 249L164 250V249H163L164 247H162V248H159V247H158V248H159V249H157L158 252H156V251H155V248H153V244H151V242L153 241L152 243H154V247H156V245H157L156 242H157V238H158L157 236H159V237H163V236H165L166 234H162L161 232H157V230L155 229V226H154V224H153V223H154V222H153V218H152V221H150V222H149V220H150L151 218L147 221V217H146V216L137 219V221H136V223H135L134 225L137 226V224L139 225V223H140L141 226H138V227L135 226V227H136V230L138 231V228L143 229L144 234H145V237H143V236H144L143 231H142V233H141V232H140V233L138 232V233H139V237H140V235H141V238H140V239H139V237L137 236L138 233H136V232L134 231V230H135V228H133L134 225L132 226V228L134 229L133 232L137 234V235H136V236H137V240H136V242H135V243H136V246L133 247V244H132V245H128V244H126V243H125V246H124V244H123L124 241L122 240L123 237H122L121 229H120V231H119V227L121 228V226H120V223L118 222V219H117L118 214H119V212H120V210H121V208H122V205H123V204L120 205L121 203L118 202V201L121 199V197H120L121 195H119V194L123 193L124 190H125V191H124L125 193L129 194L130 187L132 188L133 186H131L130 184H128V183H129V180H130L131 177H130V176L128 177L127 175L129 174V172L134 173L132 170L137 171V170H138V169H136L137 167H136V168H133V169H131V170H130V168L128 167L127 170H129V172H128L126 169H124V171H119V170L117 169V166H118L117 162L115 161V162H116V163H115V162L113 161L115 158L113 157L114 159L112 160V158H111V157H112L111 154L108 153V156L110 157V158L108 157V159H111V160L113 161V163L116 164V165H115L116 167H115V166H114V168L111 167V168H113V169H112V170H113V174H111V171H110L111 169L109 170V172H110V174H109V173H108V169L106 168L107 166H104L105 164H102V163H107V162H105V159H103V158L101 157V155H104V153H103V154L100 153L101 150H103V149H100V147H105V146L103 145V144H104V141H101V144H102L103 146L99 145V148H98L99 151H98V150L96 151V148H93V149H92V150L95 149V150H94V153H95V154H96V153H100L99 155H100V158H101L102 160H100V159L98 158V157H99L98 155H96L97 158H96V157L94 158V156H92L94 160L91 159L92 157H90V159L93 160L92 163L88 162V158H87V160H86L87 162H86L85 160H84V161L79 160L78 157L82 156V155L85 153V152H84L85 149H82V151H83V154H82V152H81V148L79 149V150H80V153H79L78 151H76V152L79 153V155L76 153V156H75L76 158L73 156L75 153L72 152V151H73L74 149H75V150L78 149V148H76L77 146H76L75 148H73V147L75 146V143H76L75 140L77 141V145H79V144H78V141H81V140L85 139V136L83 137V139H82V136H83V135H87L88 138L90 137L89 139H90V142H91L92 134L95 133L94 131H96V132L99 134V132H101V130L103 129V124H102V121H101L102 119L99 120L101 117H100V115H97V111L99 112V114H103V113H102L103 111H104L105 114L107 113V112H106V111H107L106 109L103 110V111H100L99 109H95V110L93 111V113L95 112V113H94V116H95V117L92 116L93 114L91 115V117H93L92 120H94L95 118H97V116H99L100 118H99V119L97 118V119H98V121H101V123L97 121V122L99 123V125H97V124H96L97 122H95V123L93 124V127L91 128V127H90V126H91L90 123L92 124V122H90V123H89V122H88V123L86 122V121H91L90 119H88V118H91V117L88 116V118L85 119V118L87 117V115H88V114H87L86 117L83 118V117H84V114H86L87 112H86V113H83V111H82V113H81V112L78 110V108H79V109H82V107H83V105H82V106H78V104L81 105L80 103H82V101H79V103H78V101H77V100H79V99H78V97H79L78 94L80 95V98H81V97H82V98H85L84 96H81V93H78V92H77L78 89H79V90H78L79 92L82 91V89H81ZM59 91H60V92H59ZM26 92H27V93H26ZM32 92H33V93H32ZM76 92H77V93H76ZM6 93H7V92H6ZM7 94H8V93H7ZM7 94H4V95L6 96ZM31 94H32V95H31ZM34 94H35V95H34ZM69 94H70V95H69ZM19 95H18V96H19ZM29 95H30V96H29ZM76 95H75V96H76ZM24 96H25V97H24ZM34 96H35V97L37 96V97L35 98ZM41 96H42V97H41ZM54 96H56V97H54ZM68 96H69V97H68ZM164 96H165V95H164ZM8 97H9V96L7 95V98H8ZM71 97H72V99H67V98H71ZM132 97L135 98V95L132 96ZM24 98H25V99H24ZM37 98H38V100H37ZM51 98H53V99L51 100ZM57 98H58V100H57ZM73 98H74L75 100H74ZM4 99H5V97L0 96V101H1V102H2ZM30 99H31V100H30ZM61 99H62V100H61ZM76 99H77V100H76ZM86 99H87V98L84 99L85 102H86ZM132 99H133V98H132ZM132 99H129V100H132ZM135 99H136V98H135ZM49 100H50V101H49ZM64 100H66V101H64ZM38 101H39V102H38ZM52 101H53L54 103H52ZM62 101H64V103H66V104L68 105V106L66 105V106H67V109H66V107H65V111H66V112H70V111H71V107H72V109L75 108V111H76V110L79 111V113H80L81 116H82V117L79 116V117H78V118H79L78 120H80L81 118H83L84 121L81 119L82 122H86V125H87V126H86V125L83 126L84 123H81V124H83V125L81 126V125L79 124V122H81V121L78 122V124H79L80 126H79V125H78V127L76 126V128H77V130H78V133L76 132V135H75V131H77V130H75V129H76L75 126L72 127V126H73L72 121H69V122H71L72 124H70V123L68 122L70 126L72 125L71 127H70V126L68 127V125H66L67 123L65 124V126H66L68 129L73 128L72 130H73L74 133L72 132V133L70 134L71 136L69 135L70 131H72L71 129H70V130H68V129L64 130V128H66V127L64 126L63 130H64L65 132H68V133H63L64 131H62V128H59V129H58V127H56V126H59L58 124H56V125L54 126V124H55L56 122H58V121L54 122V120H53V125H52V123H50V122H52V121L49 120V119H50L52 116H55L56 112H59L62 116H64V115L66 116L65 112H61L62 109H59V110H58V108H56L57 105L59 104V102H62ZM71 101H74V102L72 103ZM132 101H133V100H132ZM69 102H70V103H69ZM124 102H125V104H129V103H127L126 100H125ZM128 102H129V101H128ZM150 102H151V101H150ZM50 103H52V104H50ZM64 103H63V104H64ZM71 103H72V105L70 106ZM132 103H134L133 105H135V102H132ZM30 104H31V105H30ZM47 104H48V105H47ZM55 104H57V105L55 106ZM63 104L60 103V106H58V107H59V108H60V107H63ZM74 104L77 105L78 107L76 108V106H75ZM83 104H84V103H83ZM130 104H131V101H130ZM130 104L128 105L129 107H131V105H132V104H131V105H130ZM150 104H151V105L146 104V106H145V105H142L141 108H143V109H141V108H140V109L143 110L144 113H145V112L147 111L148 108H151V106L154 107L152 103H150ZM19 105H20V101L15 102V107H16V106H19ZM51 105H52V106H51ZM73 105H74L75 107H74ZM45 106H46V107H45ZM54 106H55V107H54ZM64 106H65V105H64ZM102 106H103V105H101V108H103ZM34 107H35V109H34L35 111L33 110V112H32L31 110H32ZM51 107H52V109H51V110H52V113H51V110L49 109V108H51ZM132 107H133V106H132ZM132 107H131V108H132ZM135 107H137V106H135ZM135 107H133V108H135ZM83 108H84V107H83ZM133 108H132V109H133ZM43 109H44V110H43ZM54 109H55V111H54ZM68 109H69V111H68ZM137 109H138V107L136 108V110H137ZM140 109H138V110H140ZM45 110H48V112H50V114H48V112L45 111ZM56 110H57V111H56ZM83 110H85V109H83ZM129 110H130V109H129ZM53 111H54V112H53ZM63 111H64V110H63ZM75 111H73V112H74L73 114L78 116V113H76L77 111H76V112H75ZM35 112H36V113H35ZM71 112H72V111H71ZM84 112H85V111H84ZM100 112H101V113H100ZM128 112H131V111H127V112H126V113H127L126 115H129ZM132 112H135V110L133 109ZM136 112H137V111H136ZM38 113H39V112H38ZM59 113H57V114H59ZM63 113H64V115H63ZM121 113H122V112H121ZM124 113H125V112H124ZM124 113H122V114H124ZM138 113H142V112H139V111H138ZM21 114H22V115H21ZM44 114H45V116H44ZM47 114H48L49 117H50V118H48V119L46 118V117H47ZM57 114H56L55 118H56L57 116L60 115V114H59V115H57ZM70 114H71V113H70ZM73 114H71V115L73 116ZM61 115H60L59 117H61ZM71 115L68 116V114H67V116H66V118H65L64 120L69 119ZM131 115H132V117L134 118V115H133V114H131ZM65 116H64V117H65ZM72 116H71V117H72ZM122 116H124V115H122ZM122 116H121V117H122ZM136 116H137V113H136ZM136 116H135V117H136ZM26 117H23V118L26 119ZM30 117H29V118H30ZM42 117H43V119H42ZM44 117H45V118H44ZM64 117H63V118H64ZM68 117H69V118H68ZM75 117H76V116H75ZM121 117H120V118H121ZM16 118H17V117H16ZM57 118H58V117H57ZM57 118H56V119H57ZM72 118H73V117H72ZM53 119H54V118H53ZM56 119H55V120H56ZM60 119H61V118H60ZM73 119L75 120V121H74V120H73V121L76 122L77 119H75V118H73ZM28 120H29V119H28ZM46 120H48V121H46ZM95 120H96V119H95ZM95 120H94V121H95ZM120 120H122V118L119 119V122H118L119 124L113 125V127L116 128V131H118V129H119L118 127H124V126L121 124ZM41 121L45 122L47 125H46V124H43ZM49 121H50V122H49ZM94 121H93V122H94ZM76 123H77V122H76ZM76 123H75V125H77ZM101 124H102V126H101ZM43 125H44V126H43ZM45 125H46L47 127H46ZM95 125H96V126H99V128H101V130H100L98 127L96 128ZM119 125H120V126H119ZM121 125H122V126H121ZM48 126H50V127H48ZM51 126H52V127H51ZM88 126H89V127H88ZM59 127H60V126H59ZM81 127H82V128H83V127H86V128H84V129L82 130ZM19 128H20V127H19ZM19 128H18V129H19ZM23 128H24V127H23ZM23 128H22V130H23ZM38 128H39V129H38ZM78 128H80V129H78ZM90 128H91L92 130H93V128H95V129H99L100 131H99V130L97 131V130L94 129L92 133H88V131H91V130H89ZM30 129H31V128H30ZM30 129H29V130H30ZM35 129H36V130H35ZM54 129H55L56 131H55ZM85 129H87L88 131H85ZM121 129H122V128H121ZM121 129H119V130L121 131ZM39 130H40V131H39ZM50 130H51V131L54 130V131H55V134H54V131H53V133H52ZM67 130H68V131H67ZM79 130H80V131L82 130V131L79 133ZM25 131H27V126H26V128H25ZM44 131H45V130H44ZM57 131H58V134H60V136H59V135L57 136V133H56ZM62 133H63V135H61ZM97 133H95V136L97 135ZM65 134H68V135H65ZM72 134H74V135H72ZM40 135H41V134H40ZM53 135H56L57 137H56V136L54 137ZM81 135H82V136H81ZM52 136H53V137H52ZM66 136H67V137H66ZM68 136H70V137H68ZM79 136H81V138H80ZM51 137H52V138H51ZM58 137L60 138V140L62 139L63 141H65L64 138L68 139L69 141L71 140V141H70V146H69V147L72 146L71 148H73V150L71 151V154L74 153L72 156H73V158H75V161H76V162H77L78 160H79V161H82L83 164H85V162H86V165H85V166H82L83 164L81 165L80 162H78V164L74 165V166L78 169V172H77V169L75 170L78 174L75 173V171H74L73 169H72V170L70 169V167L73 166L72 164L69 163L70 165H68V161H69L68 159H71V158H67V157H69V154H68L69 152H68V151L71 150V149H69V150L67 151V149L69 148V147H68V145H69L68 142H62V143H64V144H62V143H61L62 140H61V141L59 140L61 146L58 147V143H59V141H58V143H57V141H56V140L59 139ZM71 137H72V138L74 137V140H73V139H69V138H71ZM76 137H79L81 140H79V138H76ZM75 138H76V139H75ZM77 139H78V140H77ZM25 140H27V137H26ZM36 140H37V141H36ZM72 140H73V141H72ZM55 141H56V142H55ZM88 141H89V140H88ZM99 141H100V140H99ZM74 142H75V143H74ZM84 142H87V140L85 139ZM102 142H103V143H102ZM25 143H26V144H25ZM46 143H45V145L48 144V143H47V144H46ZM55 143H57V144H55ZM88 143H89V142H88ZM88 143H86V144H88ZM99 143H100V142H98V144H99ZM23 144H25V146L28 144V145L26 146V148H27V149H29L30 147L33 148L32 151L35 150V153H31V154H30V153L28 152L29 150L27 151V153H26V151L24 152L25 148H24V150L22 149V147H24ZM32 144H33V145L35 144V145L33 146ZM71 144H74V146L71 145ZM82 144H83V143H82V141H81V145H80V146H83ZM86 144H85V145H86ZM98 144H96V146H97ZM49 145H48V146H49ZM55 145H56V146H55ZM90 145H92V144H90ZM48 146H46V147L48 148ZM62 146H63V147H62ZM66 146H67V148H66ZM96 146H95V147H96ZM136 146H137V144H136ZM138 146H140V145L138 144ZM141 146H142L141 148H143L144 144H141ZM16 147H18V149L20 148L21 150L16 149ZM28 147H29V148H28ZM55 147H56V148H55ZM60 147H61L62 149H61V150H58V148H60ZM93 147H94V146H93ZM0 148H2V147H0ZM4 148H2V149H4ZM64 148H66V149H64ZM84 148H85V147H84ZM135 148H137V147H135ZM141 148H138V150L141 149ZM144 148H145V147H144ZM144 148H143V149H144ZM27 149H26V150H27ZM42 149H44V151H46L47 154H46V153H45V154H46L49 158L46 157L45 154H44V157H40L41 155L43 156V154H40V155L36 154V152H37V153H38V152H42V153H43V150H42ZM63 149L66 150L65 152H68V153H65V152L63 151L66 155H65V154H62V153H63V152H62ZM87 149H88V148H87ZM104 149H106V148H104ZM146 149L148 150L149 148L147 147ZM152 149H153V148L150 149L151 151L148 150L149 154H151V152L154 151V150L152 151ZM156 149H157V148H155V150H156ZM158 149H159V148H158ZM16 150H18V151H16ZM22 150H23V151H22ZM30 150H31V149H30ZM57 150H58V152L60 151L59 153H61L62 156H61L60 154H58V152L56 153ZM75 150H74V151H75ZM32 151H31V152H32ZM49 151H50V150H49ZM90 151H91V149H90V150H87V152H86V154H85L86 157H87V156H88V157L91 156V152H92V155L94 154L93 151H91V152H90ZM141 151H142V150H141ZM145 151H146V150H145ZM145 151H144V154H145ZM157 151H158V150H157ZM160 151H161V150H160ZM160 151H159V153H160ZM22 152H24L25 154L22 153ZM33 152H34V151H33ZM102 152H105V150L102 151ZM108 152H109V151H108ZM137 152H138V151H137ZM146 152H147V151H146ZM165 152H166V151H165ZM20 153H21L22 155H21ZM87 153H88V154H87ZM89 153H90V154H89ZM106 153H107V151H106ZM135 153H136V152H135ZM135 153L133 154V152H132V153L130 154V158H131L132 162H133V160L135 159V160H134V161H135V162H134L135 165H134V166L132 165V167L137 166V165H138V164H136L137 162L140 163V162H143V161L145 162V163H144L145 166H146V164H147V165L150 164V166H146V167H145V166L143 165V163H141L142 166H140V164H139L140 167L138 166V167H139V170L142 169L143 166L145 167V169H146V168L149 169V168L155 166V164L152 165V164H153L152 162H154V160H156L155 157H153V159L155 158L154 160L151 158V160L149 159V161H148L147 159L150 158V157H147V155L143 156V157H145V158L143 159V157H141V155H142L143 153H140V152H139V153L136 154V156H134ZM166 153L169 154L168 152H166ZM166 153L164 154L165 156H163V157H165L164 160H165L166 158H168V155H167ZM29 154H30L33 158H31ZM34 154H36V155H34ZM67 154H68V155H67ZM95 154H94V155H95ZM138 154H140V155H138ZM146 154H148V153H146ZM155 154H156V156L159 155V157H160V155H162V154H158V152H155V151H154V152H153V155H155ZM6 155H4V156H6ZM26 155H28L29 157L26 156ZM33 155H34V156H33ZM64 155L67 156V157H64V159H63V156H64ZM37 156H38V157H37ZM85 156H84V158H82V157H83V156H82L81 159H86ZM104 156L106 157V154H105ZM138 156H139V157H138ZM6 157H7V156H6ZM39 157H40V159H39ZM61 157H62V158H61ZM105 157H104V158H105ZM151 157H152V156H151ZM22 158H23V157H22ZM42 158H43V159H42ZM54 158H55V160H56L57 162H59L58 164H59L60 166L56 165L57 162L54 161V163H51V164H52V167H51V164H50V163H49V164H50V165H49L50 167H48L46 164H48V162H51ZM59 158H60V159H59ZM77 158H78V159H77ZM161 158H162V157H160V159H161ZM35 159H36V160H35ZM48 159H49V160L51 159V160L49 161ZM65 159H67V164H66V162H65V163H62V160L64 161ZM76 159H77V160H76ZM90 159H89V160H90ZM39 160H40V161H39ZM60 160H61V162H60ZM71 160H72V159H71ZM91 160H90V161H91ZM97 160H98L99 162H97ZM152 160H153V161H152ZM162 160H163V159H162ZM5 161L8 162V163H7V164H4ZM14 161H15V162H14ZM32 161L35 162V165H34V166L31 165V164H33ZM65 161H66V160H65ZM102 161H104V162H102ZM150 161H152V162H151L152 164L150 163ZM25 162H26V163H25ZM30 162H31V163H30ZM42 162H43L44 164H43ZM45 162H46V164H45ZM100 162H102V163H100ZM108 162L111 163V161H109V160H108ZM132 162H131V164H132ZM146 162H147V163H146ZM155 162L157 163V161H155ZM15 163H16V166H15ZM22 163H25V164L22 165ZM27 163H28V165H26ZM39 163H40V164H43L44 166L46 165L45 168H43L44 166L42 167V165H41V168H42V169H41L40 171H43V170L45 169V170H44V173H46V172H47L48 174L50 173L49 175L46 173V174H45L46 177H47V175H48L49 177H47V178H50V176H51V177H53L52 179H51V178H50V179H45V178L42 179V178H43V176H42L43 174H42V175H40L41 173L38 174V172H37L38 170H37L36 167H35V166H37V168H39V166H40ZM87 163H88V164L90 163V164L88 165ZM96 163H97V164H96ZM36 164H37V165H36ZM53 164H54V166H53ZM74 164H75V162H74ZM3 165H4V166H3ZM9 165H10V164H9ZM25 165H26L28 168L26 167L25 171H23V169L25 168ZM29 165H31V167H30ZM80 165H81V166H80ZM90 165H91V166H90ZM92 165H93V167H92ZM101 165H103L104 167L101 166ZM78 166H80V169H81L82 171H81V170L79 171V167H78ZM89 166H90V169H91V167H92V169H91V173H90V171H89ZM108 166H110V165H108ZM112 166H113V164H112ZM15 167H17V168L19 167L18 169H16L17 171H14V170H15ZM22 167H23V168H22ZM53 167L55 168V172H56V171H58V173L60 172L59 175H61V171H60L61 168L64 167V171H65V172H66V170L68 171V170L70 169L71 172H73V173H71V176H69V175H70V172H68V173H69L68 175H66V173H63V172H62L63 175H64V177H65V176H69V178H70V179L68 178L69 181L66 180V181H68V182H66L64 177L61 178V176H63V175H61V176L59 177L58 175L54 174L55 172H54V170H53V169H54ZM59 167H60V169H56V168H59ZM82 167H83V169H82ZM84 167H85V168L87 167V168L85 169ZM118 167H119V166H118ZM148 167H149V168H148ZM2 168H3V169H2ZM12 168H13V169H12ZM20 168L22 169V174H21V171H19ZM31 168H32V169H31ZM34 168H35V169H34ZM48 168H49V171H46V170H48ZM51 168H52V169H51ZM68 168H69V169H68ZM98 168H99V170H101V173L99 172V174H101V175H99V176H100L101 178H103L104 180L108 181L107 183H103V182L100 183V182H101V178H100L99 176H97L98 171H99ZM104 168H105V169H104ZM119 168H120V170H121V167H119ZM6 169H7V171H9V170H10V171H9V172L6 171L7 173L5 174L4 170H6ZM28 169H31L30 172H29ZM39 169H40V168H39ZM87 169H88L89 172L86 171ZM95 169L98 170V171H96ZM147 169H146V170H147ZM33 170H35V172H34ZM52 170H53V171H52ZM83 170L86 171V172H85L86 175L84 174ZM117 170L119 171L120 174L123 173L124 176H126V177H124L123 174H122L123 177H122V176H121V177L124 178V179L120 178V179H119L117 182H115V183H119V181L122 182L123 180L125 181V180L129 179V180H127V183L125 182V184H127V186L123 184L124 182L120 183V184H123L124 187H122L123 185L120 186L119 184H118V185H117V184L114 185V182H111V181H112V178H111V179H108L109 176L106 177V176H107V175H106V172H107L108 175H110V176H111V175H112V176H115L116 173H114V171L118 172ZM142 170H143V169H142ZM146 170H143V171H146ZM18 171H19V172H18ZM27 171L29 172V174H31V173L34 172L33 175H34L35 173H37V174H36L37 177L34 178L33 175L31 174L30 176L33 177V179L31 178V179H32V180H31V179H30V176L28 177V172H27ZM32 171H33V172H32ZM62 171H63V169H62ZM93 171H96V172H93ZM15 172H17L18 175H17V173H15ZM79 172H80V173H79ZM92 172H93V174H92ZM138 172H140V171H138ZM9 173H10V175H13V176H6V175H8ZM81 173L83 174L82 179L79 178L81 175H80L79 177H77V176H78L79 174H81ZM94 173H96V174L94 175ZM103 173L105 174V176L102 175ZM72 174H73V176H72ZM90 174L93 175V178L89 176ZM24 175H25V176H24ZM45 175H44V177H45ZM84 175H85V176H84ZM87 175H88V177H86ZM92 175H91V176H92ZM2 176H3V177H2ZM5 176H6V178H5ZM23 176H24V177H23ZM34 176H35V175H34ZM40 176L42 177L41 179H40ZM74 176H75V177H74ZM96 176H97V178L99 177L98 180H97V178H95ZM19 177H20V178H19ZM22 177H23V178H22ZM27 177H28L29 179H28V181H25L24 178L26 179ZM38 177H39V178H38ZM54 177H55V178H54ZM73 177H74L75 179H77V180H75ZM89 177H90V178H89ZM11 178H12V179H11ZM13 178H15L16 180H14ZM18 178H19L20 181L18 180ZM63 178H64V180H63ZM72 178H73V179H72ZM78 178H79V179H78ZM83 178H84V180H83ZM87 178H88V179H93V180H91V181L93 182V184H94L95 181H96L95 184H96L97 188H96L95 184H94V185L92 184V182H89V183L92 184V186L88 187V185H87L88 183H87V182L90 181V180L87 181V180H86ZM1 179H3V180H1ZM5 179H6V180H5ZM35 179H36V180H35ZM54 179H55V180H54ZM66 179H67V178H66ZM94 179H95V180H94ZM10 180H11V182L8 183V181H10ZM42 180H43V181H42ZM48 180H51V181H50V182H47ZM56 180H57V182H55ZM79 180H81V181H79ZM85 180H86V181H85ZM12 181H13V183H12ZM34 181H35V183H34ZM36 181H37V184H39V185L36 184ZM45 181H46V184H44ZM53 181H54V182H53ZM61 181H62V183H61ZM76 181H77V182H76ZM82 181H83V183H81ZM99 181H100V182H99ZM3 182H4V184L2 185ZM16 182H17V183H16ZM18 182H19V183H18ZM51 182H53V183H51ZM78 182H79V183H78ZM84 182H85V183H84ZM98 182H99L100 184L97 185ZM130 182H131V181H130ZM5 183H6V184H5ZM25 183H26V184H25ZM27 183L30 185V186L28 185L29 188L26 187V186H27ZM31 183H32V184H36V185H37V189H36V187H35V189H34V186H36V185H33V189L30 191V188H32V187H31V186H32ZM42 183H43V184H42ZM55 183H56V184H55ZM75 183H76V184H75ZM10 184H12V185H10ZM53 184H55L56 187H55ZM62 184H63L64 186H63ZM74 184H75V185H74ZM112 184H113L114 187L112 186ZM132 184H135V183H132ZM23 185H24V186H23ZM25 185H26V186H25ZM67 185H68V186H67ZM70 185H72V186H70ZM73 185H74V186H73ZM86 185H87V186H86ZM109 185H110V186H109ZM116 185H117L118 187L120 186V187H119L120 189L117 188L119 191L121 190V187H122V189H124V190H121V191H122V192L120 191L121 193H117L118 190H117V189L115 190V188H116L115 186H116ZM40 186H41L42 188H44L45 190L42 191V190H41L42 188H41ZM47 186H48V187H47ZM78 186H79L78 189H77V188H73V187H78ZM108 186H109L110 188H109ZM3 187H2V188H3ZM38 187H39V188H38ZM63 187H64V188H63ZM65 187H66V188H65ZM92 187H93V189L91 190ZM125 187H129V189H127V191H126V188H125ZM40 188H41V189H40ZM47 188L50 189V190H48ZM58 188H59V190H58ZM61 188H62V189H61ZM69 188H70V189H69ZM106 188H107V189H106ZM112 188H113V189H112ZM3 189H4V188H3ZM27 189H28V190H27ZM38 189H40V190L37 191ZM56 189H57V190H56ZM67 189H68V190H67ZM75 189H76L77 191H76ZM108 189H109V190L111 189V190L108 191ZM6 190L3 191V192H6ZM20 190H19V191H20ZM55 190H56V191H55ZM61 190H64V193H63V191H61ZM72 190H73V191H72ZM79 190H81V191H79ZM103 190H105L107 193H106V192L103 193V192H104ZM114 190L117 191V192H115ZM17 191H18V190H16V193L14 192L13 189H12V191H10V192H12V194H13V192L15 193V195L13 194L15 197L12 196V195H11L12 197L10 196V198H12L11 201H12V200L14 201L13 197H14L15 199H16V198H18V199L20 198V195L17 194ZM40 191H41V192H40ZM45 191H46V195H45ZM54 191H55V192H54ZM65 191H66V193H65ZM67 191H68V192H67ZM69 191H70V192H69ZM71 191H72V192H71ZM92 191H93V192H92ZM169 191H170V189H169ZM0 192H2V190H1ZM3 192H2L1 198L3 197ZM33 192H35V193H33ZM49 192H50V193H49ZM51 192H52V194H54V195H52ZM53 192H54V193H53ZM77 192L79 193L80 197H82V195H83V197H82V198H84L83 200H82V198H80V197L78 196V193H77ZM95 192H96V193H95ZM111 192H112L113 194H112ZM114 192H115V193H114ZM170 192H171V191H170ZM8 193H7V194H8ZM18 193H19V192H18ZM68 193H69V194H72L71 196H73V194H76V195H74V196L72 197L73 200H72V199L70 200V198H69V200H68V199L65 200V198L69 196V195L66 196V194H68ZM99 193H103L105 196L103 197V195H100ZM109 193H110V194H109ZM125 193H123V194H125ZM5 194H6V193H5ZM35 194H36V195H35ZM49 194H51L50 197H49ZM55 194H56V195H55ZM114 194H115V196H114ZM123 194H122V195H123ZM8 195H10V194H8ZM8 195H7V196H8ZM16 195H17V196H16ZM33 195H35L34 198H32ZM93 195H95V196H93ZM99 195H100V196H99ZM116 195H117V196H116ZM36 196H37V197H36ZM71 196H69V197H71ZM75 196H76V197H75ZM97 196H99V199H98L99 201L97 200ZM113 196H114L115 198H114ZM123 196H124V195H123ZM55 197H57V199H56ZM60 197H61V198H60ZM78 197H79V199H77L78 201H79V200H82V202H84V203H86V204H83L82 202H79V203H80V204H79L78 201L76 200V198H78ZM100 197H101V198H100ZM125 197H126L125 199H124V197H122V199H121L122 201H120V202L125 203L124 201L127 200L128 195L125 196ZM112 198H113V199H112ZM119 198H120V199H119ZM7 199H9V198H7ZM55 199H56L57 202L55 201ZM58 199H59V201H58ZM74 199H75V200H74ZM1 200H2V199H1ZM1 200H0V201H1ZM4 200H5V199H3L2 201H4ZM16 200H17V199H16ZM16 200H15V201H16ZM28 200H29V199H28ZM61 200H62V201H61ZM95 200H96V201H95ZM13 201H12V202H13ZM19 201H20V199H19ZM63 201H65V202L63 203ZM68 201H69L70 203H69ZM71 201H72L73 204H74V202H75V204H74L73 206H71V204H72ZM115 201H117V202H115ZM12 202H11V203H12ZM106 202H108V204H107ZM113 202H114V203H113ZM1 203H2V202H1ZM9 203H10V202H9ZM58 203H60V204H58ZM62 203H63V204H62ZM68 203H69V204H68ZM77 203H78V204H77ZM105 203H106L107 205H106ZM64 204H65V205H64ZM91 204H92V205H91ZM118 204H119V205H118ZM33 205H34V206H33ZM62 205H63L64 207H62ZM67 205H68V206L70 205L69 208H68V210H67ZM102 205H103L104 207H103ZM116 205H118V206L116 207ZM65 206H66V207H65ZM74 206H75V207H74ZM113 206H115L116 209H115V208H112ZM119 206H121V207H119ZM15 207H17V206H15ZM78 207H79L80 209H79ZM90 207H91V208H90ZM102 207H103V208H102ZM110 207H111V208H110ZM0 208H1V207H0ZM70 208H71V209H70ZM89 208H90V209H89ZM101 208H102V209H101ZM117 209H120V210H117ZM81 210H82V212H81ZM113 210H115V211H113ZM31 212H32V209H31ZM40 212H42V213H40ZM33 214H34V213H33ZM41 214H42V215H41ZM80 214H81L82 216L85 215L86 218H85V217H82ZM40 215H41V216H40ZM113 215H114V217H116V219H115V218L113 219ZM34 216H33V217H34ZM100 216L105 217L104 219L101 220L102 222H101V221H98V220H100V219L102 218V217L100 218ZM111 216H112V217H111ZM81 217H82V218H81ZM149 217H150V216H149ZM174 217H175V216H174ZM174 217H173V216H172L171 218L169 217L171 220H168V221H172V220H173L172 218H174ZM84 218H85V219H84ZM88 218H89V219H88ZM98 218H99V219H98ZM39 219H40L41 221L43 220V219H41V218H39ZM93 219H94L95 221H96V220H97V221L94 222ZM60 220H59V222L61 223ZM88 220H90V222H89ZM114 220L116 221V224H117V225L115 224ZM37 221H38V220H37ZM86 221L89 222V223H88L89 226H86V227H88L89 230H91V229H90V226L92 227V230L94 229V232H95V233L92 234V233H91L92 230L90 231V233L92 234V235H91V238H93V239L96 238L95 240H90V236H89V239H88V236H87V235H84V233L88 232L89 230L87 231V230H86L87 228L84 227L82 223H79L78 226H76V227L79 228V226L82 225L83 228H82V226H80V228H79L80 230L77 229V228H75V225H77L78 222H84V223H86ZM104 221H106V222H104ZM107 221H108V223H107ZM76 222H77V223H76ZM142 222L145 223V226H147V227H145L144 224H142ZM151 222H153V223H151ZM68 223H70V224L73 223V227H71L72 224L69 225ZM74 223H76V224H74ZM90 223H91V224H90ZM96 223H97V224H96ZM100 223H101V224H100ZM110 223H111V224H110ZM170 223H171V224H170ZM92 224H93V225H92ZM112 224H114V225H112ZM152 224H153V225H152ZM169 224H170V225H168V222H167V225H168L167 228H168V231H171V229H172V227H173V225H172L173 222H169ZM86 225H87V224H86ZM95 225H96V226H95ZM101 225H102V226H101ZM105 225H106V226H105ZM69 226H70V227H69ZM104 226H105V227H104ZM112 226H113V227H112ZM117 226H118V227H117ZM143 226H144L145 229L143 228ZM169 226H170L171 228H170ZM41 227H42V226H41ZM95 227H96V228H95ZM101 227H102V228H101ZM114 227H116V228H115L116 230L114 229ZM152 227H153V228H152ZM42 228H43V227H42ZM148 228H149L150 230H148ZM169 228H170V230H169ZM37 229H38V228H37ZM58 229H59V230H58ZM73 229H74V230H73ZM75 229H77V230H75ZM81 229H82V230H81ZM95 229L97 230V233H96ZM113 229H114V230H113ZM38 230H39V231H38ZM38 230H37V231H38L39 233H41V232L43 233V232H44V231H43L44 228H43V230H42V229H38ZM61 230H62V232H60ZM83 230H86V232H84ZM100 230H101V231H100ZM117 230H118V232H117ZM165 230H166V229H165ZM172 230H173V229H172ZM74 231H75V232H74ZM78 231H79V233H77ZM112 231H113V232H112ZM166 231H167V230H166ZM52 232H54V234H55V230L52 231ZM73 232H74V233H73ZM82 232H84V233H82ZM104 232H105V233H104ZM60 233H61V234H60ZM75 233H76L77 235H76ZM80 233H82L83 235H82V234L80 235ZM115 233H116V234H115ZM147 233H148V234H147ZM153 233H154V236H153ZM50 234H51V233H50ZM88 234H89V232H88ZM99 234H100V235H99ZM150 234H152L151 237H150ZM155 234H156V236H155ZM36 235H37V234H36ZM39 235H40V234H39ZM43 235H44V233H43ZM59 235H61V239H60V236H59ZM64 235H65V236H64ZM1 236H2V235H0V237H1ZM77 236H78V237H77ZM79 236L81 237L82 240H84V242L82 241L83 243H82V242H81V243L79 242L80 244L78 243V240L80 239ZM82 236H83V238H82ZM84 236H86V239H87L88 241H92V244H91V245H90V242L88 243V241L85 240ZM64 237H65V238H64ZM97 237H98V238H97ZM153 237H154V238H153ZM75 238H76V241H77L76 243L73 242V241L75 240ZM117 238H118V239H117ZM144 238L146 239L145 241H144ZM151 238H153V239H152L151 242H150V239H151ZM39 239H41V241H42V239H43L44 243H45L46 240H47V239L44 240V238H39ZM48 239H50V238H48ZM66 239H67V240H66ZM77 239H78V240H77ZM81 239H80V240H81ZM119 239H120V240H119ZM158 239H159V238H158ZM183 239H184V238H183ZM62 240H66V241L63 242ZM80 240H79V241H80ZM97 240H98V242H97ZM115 240H117V241H115ZM142 240H143V242H142ZM154 240H156V241L154 242ZM178 240H181V238L177 237V241H178ZM50 241H51V240H50ZM50 241H47V242L49 243ZM68 241H72V242H71V243H70V242L68 243ZM93 241H94V242H93ZM139 241H140V242H139ZM146 241H147V242H146ZM47 242H46V243H47ZM52 242H53V241H52ZM62 242H63V244H62ZM85 242H86V244H87L86 246H87L88 248H86V246H85ZM99 242H100V243H99ZM101 242H102V244H101ZM120 242H121L122 244H121ZM50 243H51V242H50ZM64 243H65L66 245H65ZM95 243H97V244H95ZM114 243H115L116 246H113ZM135 243H134V245H135ZM149 243H150V244H149ZM1 244H2V246H1ZM68 244H69V249L66 248V247H68ZM78 244H79V246H78ZM112 244H113V245H112ZM139 244H141L142 247H143V245L145 246V250H142L143 253H141V251H140V250H141V249H140L141 247H140ZM175 244H176V245H175ZM179 244H178V246H179ZM36 245L38 246V243H35L34 247H32V249H33V248H34V249H33V250H32V249L30 250L31 253H32L35 249L38 250V248H37ZM64 245H65V247H64ZM74 245H77L75 248H78V250H77V249L73 250V249H74ZM80 245H81V246H80ZM92 245H93V246H92ZM94 245H95V246H94ZM96 245L98 246L99 249H97V246H96ZM110 245H111V247H110ZM150 245H151V246H150ZM3 246H4V245H3V242L1 241V243H0V249H1V250H2V247H3ZM62 246H63L64 248H63ZM70 246H72V248H71ZM82 246H84L85 248H83ZM106 246H107V247H106ZM117 246H118V247H117ZM38 247H39V246H38ZM61 247H62V248H61ZM80 247H82V250H81ZM91 247L94 248V249H92ZM116 247H117V248H116ZM130 247H131L132 250H130ZM136 247H137L138 250L136 249ZM49 248H51V246H49ZM65 248L68 249V250H66ZM103 248L105 249L104 251H102ZM106 248H107L108 250H107ZM111 248H112V249H111ZM126 248H128V249H126ZM134 248H135V250H137V251H135ZM156 248H157V247H156ZM169 248H170V249H169ZM45 249H46V248H45ZM61 249H62V250H61ZM95 249H96V250H99V251H98V254H99L100 257H101V255H103L102 258H101L102 261H100V260L97 261V259H100V258H97V255H96V254H97V251H95ZM143 249H144V247H143ZM168 249H169V250H168ZM42 250H43V251H42ZM46 250H48V249H46ZM89 250H90V251H89ZM133 250H134V251H133ZM152 250H153V251H152ZM166 250H167V251H166ZM71 251H72V253H71ZM76 251H77V252H76ZM79 251H80V252H79ZM110 251H111V252H110ZM112 251H113V253H112ZM114 251H115L116 253H115ZM151 251H152V252H151ZM43 252H44L45 255L48 257V260H49V261L47 260V258H45L44 254H42V257H41V253H43ZM62 252L65 253V254H60V253H62ZM85 252H86V253H85ZM90 252H91L90 255H93V259L91 260V258H90L91 256H89V258H85V259H84V257H85L84 254L87 255V254H89ZM92 252H94V254H95V256H96V259L94 258L95 256H94V254H92ZM99 252H101V253H99ZM125 252H127V253H125ZM136 252H138V253H136ZM139 252H140V254H139ZM145 252H147V254H146ZM166 252H167V253H166ZM178 252H179V253H178ZM55 253H56V255H55ZM57 253H58V254H57ZM148 253H150V254H148ZM174 253H175V254H174ZM38 254H39V255H38ZM67 254H68V256H66ZM71 254H72V255H71ZM79 254H80V255H79ZM109 254H110V255H109ZM111 254H112V256H111ZM115 254H118V255H115ZM169 254H171V255H169ZM29 255H30V254H29ZM32 255H33V253H32ZM74 255H75L76 257H75ZM82 255H83V259H84L83 261H82ZM113 255H114V256H113ZM126 255H127L128 257H127ZM144 255H145V257H143ZM147 255H148V258H147ZM149 255H150V256H149ZM159 255H161V256H159ZM165 255H168V256H169V257L167 256L168 259H165V258H166ZM69 256H70V257H69ZM109 256H110V257H109ZM151 256H152V259H150ZM73 257L75 258V260H74ZM118 257H119V259H117ZM129 257H130V258H129ZM142 257H143L144 259H146V260H144L143 262H142V260H143ZM149 257H150V258H149ZM153 257H154V258H153ZM156 257H157V258L160 257L161 259L164 258L165 260L163 259V260L157 261V259H155ZM59 258H61V262L59 261ZM67 258H68V261H67ZM71 258H73V260H72ZM112 258H113V259H112ZM121 258H122V259H121ZM131 258H133V259H132V262H131ZM29 259H31V258L29 257ZM29 259H28V260H29ZM32 259H33V257H32ZM32 259H31V260H32ZM40 259H41V260H40ZM63 259H64V260L66 259V260H65L66 262H65ZM89 259H90V260H89ZM103 259H104V260H103ZM109 259H110V260H109ZM126 259H127V260H126ZM128 259H129V262H128ZM148 259H149V260H148ZM54 260H55V261H54ZM62 260H63V262H62ZM125 260H126V261H125ZM133 260H137V261H139L140 263H139V262L137 263V261H133ZM140 260H141V261H140ZM167 260H168V261H167ZM53 261H54V262H53ZM58 261H59V262H58ZM96 261H97V262H96ZM124 261H125V262H124ZM68 262H69V263H68ZM73 262L70 263V264H73ZM29 263H30V262H29ZM29 263H28V264H29ZM26 264H27V263H26ZM31 264H34V263L31 262ZM152 264H155V262L152 263ZM172 264H174V263H172Z\"/></svg>","mask_w":264,"mask_h":264}]
</instances>
